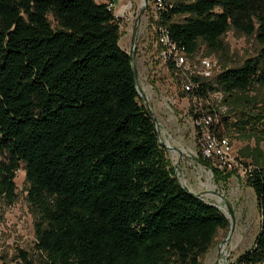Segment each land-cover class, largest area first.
I'll list each match as a JSON object with an SVG mask.
<instances>
[{
	"label": "trees",
	"instance_id": "1",
	"mask_svg": "<svg viewBox=\"0 0 264 264\" xmlns=\"http://www.w3.org/2000/svg\"><path fill=\"white\" fill-rule=\"evenodd\" d=\"M114 3L0 0V198L14 196L22 166L39 264H199L229 221L173 176L119 46ZM157 23L189 55L225 53L230 30L255 34L257 55L194 95L250 103L244 96L264 89V0H165ZM244 116L240 129L264 128L263 111ZM246 184L260 232L230 264H264V164Z\"/></svg>",
	"mask_w": 264,
	"mask_h": 264
},
{
	"label": "rangeland",
	"instance_id": "2",
	"mask_svg": "<svg viewBox=\"0 0 264 264\" xmlns=\"http://www.w3.org/2000/svg\"><path fill=\"white\" fill-rule=\"evenodd\" d=\"M143 3L144 0H115L113 5L121 33L119 46L133 57L140 103L151 111L158 123L159 142L173 176L183 188L216 206L229 221V227L218 231L199 264L233 263L253 248L260 232V212L255 194L246 184V175L259 163L264 164V128L258 126L251 130L246 126L242 130L238 121L247 113L264 112V89L254 87L250 90L244 96L250 103L244 98L234 104H229L230 100L225 103L218 92L208 93L194 102L192 95L182 91L179 70L171 68L160 56L162 49L154 42L152 25L155 20L148 6L138 20ZM221 39L225 53L208 54L201 46L197 55L189 58V72H196L194 62L206 56L212 61L213 78L222 67L239 66L247 58L256 56L261 48L255 34L248 36L241 30H230ZM167 99L173 103L170 105ZM195 106L205 112H214L221 135L228 138L232 146L228 165L220 168L211 161H201L191 120ZM14 184V196L0 198V264H39L34 233L37 215L27 200L22 166L15 172Z\"/></svg>",
	"mask_w": 264,
	"mask_h": 264
},
{
	"label": "built area",
	"instance_id": "3",
	"mask_svg": "<svg viewBox=\"0 0 264 264\" xmlns=\"http://www.w3.org/2000/svg\"><path fill=\"white\" fill-rule=\"evenodd\" d=\"M146 6H148L147 8L154 16L155 24L152 25V32L156 46H159L162 49L160 56H162L165 62L167 61L171 68L179 70L178 72H180V77L183 81L182 91L185 94L192 95L194 102H196V98H200L194 95L197 84L212 78L211 59L206 56L197 58L194 62V67L197 71L193 73L189 72V58L195 57L197 53L189 55L181 52L177 49L174 42L171 41L167 30L158 26L157 21L159 20L162 11L165 10V0H146L143 3L142 8H145ZM109 8L113 11L114 16L118 18V15L114 10V5H109ZM138 93L140 97L139 89ZM167 101L170 105L173 103L170 99H167ZM191 120L196 130L198 141L197 150L199 156L203 160L211 161L214 166H218L220 168L228 165L231 161L232 146L228 138L224 136H217L214 129L217 125L215 115L209 114L201 108L195 106L192 111Z\"/></svg>",
	"mask_w": 264,
	"mask_h": 264
},
{
	"label": "water",
	"instance_id": "4",
	"mask_svg": "<svg viewBox=\"0 0 264 264\" xmlns=\"http://www.w3.org/2000/svg\"><path fill=\"white\" fill-rule=\"evenodd\" d=\"M146 0H144V2H145ZM143 12H144V8H142L141 9V11L139 12V15H138V20H140V18H141V16H142V14H143ZM132 68H133V74H134V77H135V82H136V85H137V90H138V83H137V71H136V69H135V67H134V65H133V63H132ZM148 109V108H147ZM149 110V109H148ZM150 111V110H149ZM150 113H151V111H150ZM151 116H152V118H153V120H154V122H155V126L157 127V130H158V123H157V121L155 120V118H154V116H153V114L151 113ZM180 185V184H179ZM181 186V185H180ZM182 187V186H181ZM183 188V187H182ZM185 189V188H184ZM187 190V189H186ZM187 192H189V193H191L190 191H188L187 190ZM193 194V193H192ZM195 196H197V195H195ZM198 198H200L199 196H197ZM211 206H214V205H212V204H210ZM214 207H216V206H214ZM217 208V207H216ZM218 209V208H217ZM219 210V209H218ZM230 214H232V213H230Z\"/></svg>",
	"mask_w": 264,
	"mask_h": 264
},
{
	"label": "bare ground",
	"instance_id": "5",
	"mask_svg": "<svg viewBox=\"0 0 264 264\" xmlns=\"http://www.w3.org/2000/svg\"><path fill=\"white\" fill-rule=\"evenodd\" d=\"M170 149H172V148H170ZM184 152H185V151H184ZM208 186H209V185H208ZM216 201H217V200H216ZM229 245H230V244H229ZM227 248H228V247H227ZM224 250H226L225 247L222 248V251H224ZM224 253H225V251H224Z\"/></svg>",
	"mask_w": 264,
	"mask_h": 264
}]
</instances>
